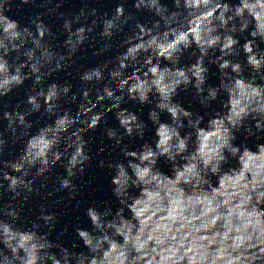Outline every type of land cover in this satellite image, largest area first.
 <instances>
[{
    "label": "clouds",
    "instance_id": "1",
    "mask_svg": "<svg viewBox=\"0 0 264 264\" xmlns=\"http://www.w3.org/2000/svg\"><path fill=\"white\" fill-rule=\"evenodd\" d=\"M19 2L45 9L29 20L40 39L45 34L53 38L57 35L52 26L45 23V18L50 15L62 19L61 28L68 33V39L64 42L70 45L67 54H59L49 75L70 66L68 62L90 39L89 34L97 26L102 29L99 35L110 40L115 33L123 32V26L133 19L131 14L125 16L123 3L117 5L111 18H106L107 14L98 16L95 8L88 12L81 8L78 14L69 19L58 11L63 0H56L55 3L53 0H41L40 4H37V0ZM173 3L174 10H170L161 0H134L133 7L137 11H149L159 18L151 27L137 22L139 33L156 32L162 36V41L158 44L157 39L153 38L147 46L139 44L129 48L126 53L118 54L119 68L123 70L129 66L126 61L130 56L133 62L136 61L132 54L140 49L147 51L153 46L161 56L170 60L175 57L174 63L178 64L183 54L193 47L189 31L186 30V21L193 16L196 19L192 21L190 31L195 36L199 53L195 63L187 70L177 67L174 71L167 66H151L143 72L144 78L137 76V82L126 92L125 79L120 80L115 90L107 85L103 90L96 89L98 100L113 101L108 111L119 108L125 96L143 105L152 103L150 94L154 87L164 92L149 112V119L156 125L155 136L158 137L154 147L148 143L139 150L124 147L122 154L128 158L127 166L122 162L108 165L114 169L113 194L120 207L115 212L110 207L103 211L95 207L86 209L91 230L76 228L75 231L88 249L87 253L77 252L76 244L69 248L50 240L57 215L49 212L45 206H41L40 215L31 228L18 226L16 222L21 219V208L16 207L13 201L20 199L26 203L33 192L40 196V189L35 188L36 180L41 177L51 180L52 169L58 162L65 161L63 167L66 175L55 178L59 187L54 190H67L74 198L78 191L74 180L84 174L91 161L83 133L98 127L104 113H93L88 119L78 121L79 134L74 132L75 139L62 153L48 151L51 145L57 143L55 140H46L42 136L37 140L33 137L19 160L4 162L6 169L20 173V176L2 171V180L7 182L5 191L11 195L0 206V264H264V143H257L255 151L247 145L234 143L236 134L241 130L248 137L256 136L257 140L261 139L258 134H264V50L260 48V44H264V0H239V3L173 0ZM13 6L14 0H4L0 10L10 13ZM88 17L96 19L89 24ZM0 27L3 30V37L0 38V97H5L30 78L21 73V68L33 60L34 51L21 53L20 45L14 43L21 36L16 21L0 14ZM23 32L33 36L27 27ZM170 32L175 39L168 42ZM245 32L251 38L245 37L244 44L240 46L237 34ZM72 37H75L74 42ZM33 39L40 47V39ZM111 47V44H104L96 54L101 55ZM241 47L246 55L250 78L243 75L244 69L239 62L227 59L238 56ZM217 50L220 55L209 59V63L218 65L220 85L206 89L209 69L205 66V60L210 52L215 55ZM12 52L17 53L14 62L20 61L21 55L27 57V61L19 63L15 74H9L11 65L8 59H12ZM42 56L47 63H51L53 57L47 50ZM109 62H105V67ZM151 62V58H146L147 64ZM39 63L37 60L32 64L33 73L39 71ZM149 73L153 74V78L149 77ZM121 75L120 71L109 72L113 79ZM165 77L168 84L166 88H161ZM42 79V75H37L33 84L41 83ZM103 79L99 66L80 76L85 83ZM190 85L195 88V97L204 107L217 100L221 93L230 96V113L222 117L220 112H216L207 121V126L201 127L203 116L195 115L193 118V112L174 101L179 91L187 90ZM71 88L70 84L62 88L52 84L47 93L41 88L34 95H28L25 103L31 107L27 111H4L6 130L13 137H17L19 130L17 139L23 138L27 133L22 129L31 127L26 122V116L40 111L42 105L39 100H44V113L52 115L53 110L59 107L54 101H58L61 95L67 97ZM115 91H120L121 95H114ZM89 96V89L81 91V98L91 103ZM76 99L77 95L73 93L71 101L75 102ZM16 107L19 109L20 105ZM91 107L97 105L92 104ZM160 112L170 115L169 123L161 122ZM116 116L124 132L120 134L109 128L107 136L117 146L124 136L135 135L143 139L146 125L136 113L120 109ZM66 122L73 123L68 119L67 112L58 120L59 129H63ZM186 127L192 131L182 135ZM205 128L211 130L206 131ZM16 142V139L13 140V143ZM7 144L4 133H0V154L4 153ZM69 148L72 150L69 151ZM161 158L170 163L171 175L158 167ZM231 160H236L237 166L225 168ZM99 165L103 167L104 161L101 160ZM33 168L36 169L35 173L31 171ZM247 174H250V179ZM217 183L219 187L214 186ZM46 187V183L40 185V188ZM0 188H4L3 182H0ZM132 189H137L138 195L131 196L129 201ZM126 210L130 215H125ZM157 213L161 215L157 216Z\"/></svg>",
    "mask_w": 264,
    "mask_h": 264
}]
</instances>
